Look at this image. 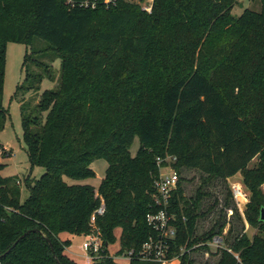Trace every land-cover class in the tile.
I'll use <instances>...</instances> for the list:
<instances>
[{"label":"trees","instance_id":"obj_1","mask_svg":"<svg viewBox=\"0 0 264 264\" xmlns=\"http://www.w3.org/2000/svg\"><path fill=\"white\" fill-rule=\"evenodd\" d=\"M139 1L91 10L70 8L65 0H0L1 130L9 117L3 104L8 44L32 46L40 38L61 60L57 88L45 91L26 115L22 105L30 164L46 170L40 180H25L30 196L24 203L19 178L3 177L0 163V264H80L67 255L71 240L62 234L99 239L101 248H89L93 264H117L109 246L118 230V254L139 253L160 237L147 216L156 211L158 159L168 157L177 159L181 176L171 201L177 233L168 259L183 246L203 244L181 264H264V0L259 12L247 9L239 18L232 14L238 0H155L152 13ZM35 62L46 75L28 73L26 80L38 91L45 78H55ZM11 156L5 151L2 158ZM98 159L109 165L98 189L65 181L96 178L91 165ZM192 170L202 173L203 187L189 199L182 173ZM238 174L251 193L246 220L259 233L246 236L228 185L219 217L199 230L219 206L218 199L205 204L211 193L204 188ZM102 202L106 213L93 222ZM228 209L239 232L227 220ZM228 225L232 252L217 259L206 243ZM198 252L215 260L203 263ZM130 264L159 263L135 257Z\"/></svg>","mask_w":264,"mask_h":264},{"label":"rangeland","instance_id":"obj_2","mask_svg":"<svg viewBox=\"0 0 264 264\" xmlns=\"http://www.w3.org/2000/svg\"><path fill=\"white\" fill-rule=\"evenodd\" d=\"M135 1V0H133ZM139 1V0H138ZM252 10L259 12L261 10L260 0H238V4L234 7L232 14L236 18H239L245 10ZM27 55H30L29 63L26 61ZM56 53L48 50V45L42 39L37 38L34 41L32 46H27L24 44L10 42L7 46L6 51V73L4 79V95H3V104L7 109L9 117L7 123L4 127V130L0 129V146L4 147L7 151H11L10 158H0V163L5 165V169L2 173L5 177H13L19 178V183L22 185L21 192V202L24 203L30 196V191L26 187V179L31 177L32 180H40L42 176L46 173V170L41 167H35L32 169V166L29 161V157L27 154V147L24 143V132H23V116H22V105H28L27 111H25V115L28 114L30 107H35L40 100V96L47 90H54L57 88L59 84L60 78V70H61V60L60 58H54ZM54 59V60H53ZM35 61L42 62L47 65V71L54 75V81H51L48 78H45L40 86H38L39 90L37 91V85L33 83V80L29 79V82L26 80L28 73L30 74H42L44 73L45 67L37 66ZM30 67V68H29ZM30 84H34L33 90H20L19 88L23 86H30ZM25 106V109H26ZM24 114V113H23ZM140 148L139 139L136 138L134 144L132 145L130 152L132 156H136L138 150ZM258 160L255 159L252 163V166ZM108 162L105 159L95 160L91 168L96 172V178L88 179L85 181H73L68 178H65V181L69 184H79V185H92L96 189L99 188L102 180L106 176V171L108 169ZM202 173L196 170L192 171H184L182 173L183 179V187L185 190V195L187 198H192L195 196L198 189L203 187L202 181ZM242 177L239 175L236 178H231L227 182L222 180H216L210 184L209 187H205L204 190L211 193V196L206 198L205 204H213V202L218 199L219 206L217 210L203 223L199 225V230L206 231L210 229L213 225L215 219L219 217L220 209L225 206L226 199L228 198V189L232 191L233 197L229 200L232 205H235L238 209L239 215L243 218L245 223V234L248 238L253 239V237L259 233L258 230L250 225L245 217L246 205L249 202L251 193L247 188L243 187L244 193H246L248 202H244V198L240 199V204L237 202V198L233 194V186L236 183L241 182ZM227 183V184H226ZM264 192V186H263ZM245 195V196H246ZM246 201V200H245ZM206 209V208H205ZM204 209V210H205ZM227 220L234 222L236 225V230L239 232L241 230V226L239 221L234 218V211L232 209L227 210ZM229 229V225L226 227L224 231V235L227 234ZM117 234V243L112 246H109V252L111 256L119 257L120 254V231L116 232ZM62 239V238H61ZM63 239L71 240V245L68 247L66 253L74 260H76L80 264H93L92 257H90L89 246L98 244V239H92L86 236H72L65 234ZM195 255L204 261H214L215 259L211 256L210 258H206L204 253L198 252ZM209 259V260H208ZM127 262V260H124ZM176 264H180L176 261Z\"/></svg>","mask_w":264,"mask_h":264},{"label":"built area","instance_id":"obj_3","mask_svg":"<svg viewBox=\"0 0 264 264\" xmlns=\"http://www.w3.org/2000/svg\"><path fill=\"white\" fill-rule=\"evenodd\" d=\"M66 5L70 8H80V9H91L95 10L99 6L103 5L106 8H110L112 5H116L117 0H65ZM155 0H146L145 2L139 1L141 8L144 12L152 13L153 5ZM5 151L4 147L0 146V158L3 157ZM177 159L168 157L167 159H158L159 167V179L155 183V197H154V209L156 211L151 212L147 216V221L155 231L160 233L159 240L155 241L151 239L146 243L139 253H136L134 250L126 252L119 255V257L112 256L115 263L117 264H130L133 258L137 257L140 260L159 263V264H176L178 261L181 264V258L186 253H192L195 249L203 246L199 244L191 248L190 250L187 246H183L180 249V254L174 259H168V252L170 250V240L174 239L177 233L176 227L172 224L175 221V215L170 213L171 201L173 193L178 189L180 182V174L173 166L176 163ZM233 194L237 198V202L240 204V199L244 198V192L242 188L238 185L233 186ZM245 199V198H244ZM242 201V199H241ZM106 213V205L104 202L101 203V206L94 212L92 216V221L95 222L96 219L100 216H103ZM225 234V233H224ZM217 235L210 242L206 243L213 254L217 256L218 259L219 253L221 251L227 250L232 252L226 243L225 235ZM99 240V239H98ZM90 248L98 250L102 247V242L99 240L98 244L88 245ZM206 258L211 257L210 252H206L204 255ZM236 258L239 260V256L236 255ZM124 260H127L125 262ZM209 260V259H208Z\"/></svg>","mask_w":264,"mask_h":264},{"label":"water","instance_id":"obj_4","mask_svg":"<svg viewBox=\"0 0 264 264\" xmlns=\"http://www.w3.org/2000/svg\"><path fill=\"white\" fill-rule=\"evenodd\" d=\"M261 221L264 222V209L262 210ZM29 233H30V232L24 234V235H23V236L17 241V243H18L20 240H22L23 238H25ZM46 241H48V243L50 244V247L52 248V251H54V249H53V244L51 243L50 239L46 237ZM17 243H16L15 245H17ZM15 245H14V246H15Z\"/></svg>","mask_w":264,"mask_h":264},{"label":"crops","instance_id":"obj_5","mask_svg":"<svg viewBox=\"0 0 264 264\" xmlns=\"http://www.w3.org/2000/svg\"><path fill=\"white\" fill-rule=\"evenodd\" d=\"M2 173H3V172H2ZM239 175L242 177L241 174H238L237 176H239ZM237 176H235V177H233V178H236ZM3 177H5V176H3ZM230 179H231V178H230ZM242 179H243V177H242ZM236 185L240 186V187L242 188V190H243V187L246 188L245 185H244V183H243V180H241V182L238 183V184L236 183ZM243 192H244V191H243ZM245 195H246V193H244V198H245V200H246L245 202H248L247 195H246V196H245ZM64 235H65V234H62V235H61L62 240H64V239H63V236H64ZM67 235H69V234H67ZM65 240H66V239H65ZM89 264H91V263H89Z\"/></svg>","mask_w":264,"mask_h":264},{"label":"bare ground","instance_id":"obj_6","mask_svg":"<svg viewBox=\"0 0 264 264\" xmlns=\"http://www.w3.org/2000/svg\"><path fill=\"white\" fill-rule=\"evenodd\" d=\"M244 202H245V199H244Z\"/></svg>","mask_w":264,"mask_h":264}]
</instances>
